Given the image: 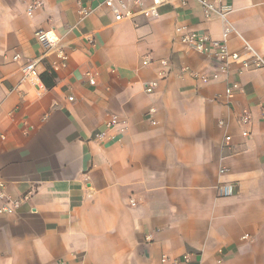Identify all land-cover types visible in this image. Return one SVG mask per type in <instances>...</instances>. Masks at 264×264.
Returning a JSON list of instances; mask_svg holds the SVG:
<instances>
[{
	"label": "crops",
	"instance_id": "crops-1",
	"mask_svg": "<svg viewBox=\"0 0 264 264\" xmlns=\"http://www.w3.org/2000/svg\"><path fill=\"white\" fill-rule=\"evenodd\" d=\"M31 1L0 0V182L23 198L0 216V264H264V68L214 78L219 62L180 40L222 39V20L198 0L123 21L104 6L80 20L78 0H42L29 16ZM209 1L264 56V0ZM40 30L58 35L66 66ZM160 58L170 74L148 93ZM31 61L42 85L24 76ZM114 117L125 124L98 141ZM222 182L234 194L219 196Z\"/></svg>",
	"mask_w": 264,
	"mask_h": 264
},
{
	"label": "built area",
	"instance_id": "built-area-1",
	"mask_svg": "<svg viewBox=\"0 0 264 264\" xmlns=\"http://www.w3.org/2000/svg\"><path fill=\"white\" fill-rule=\"evenodd\" d=\"M168 0H101L97 6L85 5L82 0H78V14L80 20H84L88 16L92 15L99 7L104 6L114 16L116 21H123L133 19L137 14H143L148 17L157 16L158 8L166 3ZM220 1V0H217ZM201 4L203 12L207 18L217 16L224 23L223 38L215 39L210 34H199L196 31L190 30L184 33L180 40L183 44L190 47L193 50L204 53L209 57H213L219 62V70L214 74V78H218L222 73H228L231 64H239L241 68H264V56L249 42L247 41L238 31L234 29L232 24L229 22L228 15L231 9L224 4L219 7L214 2L209 0H198ZM184 5H187V0H182ZM42 0H32L27 8V14L33 16L35 11L42 6ZM232 32L241 38L242 44L238 49H232L229 46V36ZM37 36L46 44L49 49H56L58 56L62 62L56 66V68L66 66L68 60V54L60 45V38L58 35L50 30H40L37 32ZM14 60H21V54L16 53L13 56ZM154 57L149 53L143 56V65L149 66L153 62ZM160 69L158 71V78L146 82L145 90L148 93L154 92L161 80L166 79L170 74L171 62L167 58H160ZM24 76L29 78L38 84L42 85L40 79V72L37 69L36 61L27 62L22 67ZM195 76L201 77L204 82H208L211 78L207 75H200L196 73ZM90 82L95 83V79L91 78ZM240 87L238 82H234L231 86L232 89ZM156 108L151 107L148 110V114L153 116L156 113ZM264 118V110L262 113ZM239 120L242 125H248L251 121V113L248 109H244L239 116ZM152 123H156L152 120ZM222 123V122H221ZM119 124H125L120 122L117 117H114L107 125V129L98 131L95 134V138L98 141H107L114 138L113 129ZM123 130V128H120ZM244 136L248 135L247 130H243ZM4 138V136H3ZM231 140V136H226V142ZM224 172V169L221 170ZM4 184L0 182V216L5 214H13L17 208L21 205L23 198L12 199L9 198L3 190ZM234 184L230 182H222L217 187V194L219 196H229L234 194ZM247 236V235H246ZM245 236V237H246ZM162 262L168 264H190V259L179 260L176 258H170L168 255L162 256Z\"/></svg>",
	"mask_w": 264,
	"mask_h": 264
}]
</instances>
